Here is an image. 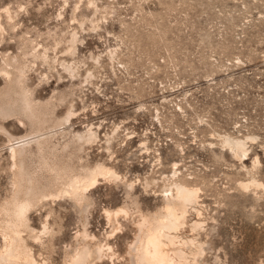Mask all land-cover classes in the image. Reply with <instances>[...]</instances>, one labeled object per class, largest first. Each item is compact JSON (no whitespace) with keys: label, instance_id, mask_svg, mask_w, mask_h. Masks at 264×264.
Instances as JSON below:
<instances>
[{"label":"rangeland","instance_id":"rangeland-1","mask_svg":"<svg viewBox=\"0 0 264 264\" xmlns=\"http://www.w3.org/2000/svg\"><path fill=\"white\" fill-rule=\"evenodd\" d=\"M4 7L12 14L9 23ZM0 13L5 27L0 54L28 53L27 83L34 96L46 100L53 89L67 92L76 83L72 100H52L53 114L64 115L70 108L79 130L97 124L96 141L78 149L69 143L74 162L105 159L134 181L140 206L152 210L176 161L178 173L201 186L206 228L197 237L208 241L204 263H264V197L255 200L240 190L237 181L246 177L245 171L220 145L222 134H255L250 156H260L259 177L264 179V0H0ZM72 30L79 38L73 54L66 51ZM37 43L47 48L48 61L31 55ZM54 55L71 65L72 76L52 62ZM19 118L0 116V198L11 189L6 131L23 134L29 128ZM115 126L117 135L106 149L105 136ZM220 149L223 156L218 157L213 150ZM122 187L94 188L88 229L100 240L118 224L106 219L102 207L120 205ZM62 202H54L50 217L56 223L52 264H65V249L84 222ZM48 207L31 212L35 228ZM189 217L197 218L194 212ZM119 221L122 229L109 239L115 256L96 264L126 263L132 226ZM213 224L217 228L210 233ZM183 233L195 234L187 228ZM33 251L37 259L49 256L46 246L34 244ZM215 252L222 262L212 260Z\"/></svg>","mask_w":264,"mask_h":264},{"label":"bare ground","instance_id":"bare-ground-1","mask_svg":"<svg viewBox=\"0 0 264 264\" xmlns=\"http://www.w3.org/2000/svg\"><path fill=\"white\" fill-rule=\"evenodd\" d=\"M4 11L9 23L12 14L7 7H4ZM4 28L0 13L1 33ZM78 41L76 31L72 30L66 42V51L73 54ZM40 47L42 51L38 50ZM0 55V74L4 81V86L0 88V116H19L23 125L22 118L29 123L28 130L23 134L6 131L11 140L7 147L11 189L0 198V264H52L50 252L53 249L56 223H51L50 217L56 212L54 202L61 204L62 201H67L84 219L82 228L75 230L73 244L65 246V264H96L104 257L115 256L116 251L109 239L114 232L122 229L120 218L132 226V235L125 248V264H205V258L201 257L206 252L208 241L197 237L199 231L206 228L199 206L201 186L179 174L178 167H175L177 162L173 161L172 172L166 175L167 183L160 188L159 203L152 210H144L134 192V181L123 178L105 159H85L84 162L71 159L72 153L68 150L70 142L78 149L85 143L96 141L99 136L97 124L90 123L81 130L75 129L72 122L75 112L70 108L64 115L53 114L55 104L52 100L68 97L72 100L76 83L71 82L67 92L53 89L46 100L37 99L34 96L35 89L27 83L28 53L23 51L21 55ZM31 55L44 61L50 58L47 48L41 43H37ZM52 62L59 63L73 75L71 65L56 55ZM49 128L56 130L46 132ZM116 135L117 126L105 136L106 149L111 147ZM220 137L221 147L226 146L232 157L239 160L240 169L245 171L246 177L237 181L240 190L255 195V200L264 197V179L259 177L260 156L257 153L250 156L249 142L256 139L255 134H222ZM213 152L218 157L223 156L221 149ZM246 158L251 159L249 165L244 163ZM98 184H122L124 193L120 205L114 208L106 207L105 204V207L101 206L106 219L118 223L102 240L88 229L87 220V213L95 204L92 196ZM41 206L49 207L37 229L31 223V212ZM193 212L197 216L195 219L189 217ZM186 228L195 234L183 233ZM216 228V224H213L209 232H215ZM34 244L40 249L46 246L49 256L37 259L33 251ZM212 260L220 263L223 257L215 252Z\"/></svg>","mask_w":264,"mask_h":264}]
</instances>
